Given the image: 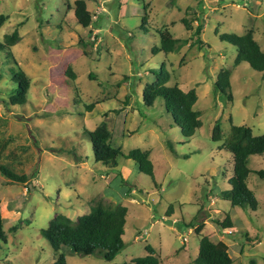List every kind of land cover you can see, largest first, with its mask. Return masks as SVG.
Here are the masks:
<instances>
[{
    "label": "rangeland",
    "instance_id": "374dc122",
    "mask_svg": "<svg viewBox=\"0 0 264 264\" xmlns=\"http://www.w3.org/2000/svg\"><path fill=\"white\" fill-rule=\"evenodd\" d=\"M74 1L0 0V14L7 16L0 41L14 28L20 36L10 59L0 51V142L4 154L16 156L2 164L28 178L9 182L0 173L6 235L0 264H53L56 251L40 230L57 214L76 220L98 199L127 207L124 246L111 262L63 246L59 251L68 264L127 263L146 255V245L162 264H194L201 235L233 240L231 264H264V179L253 172L264 169V153L248 158L253 171L246 183L258 207H232L221 194L231 187L232 155L211 140L217 119L223 138L231 123L264 133V78L246 62L234 66L235 46L218 38L251 29L264 51V0H84L91 14L86 28L74 17ZM198 20L201 46L194 42ZM162 27L192 45L152 54ZM13 60L30 78L22 105L7 103L15 89L8 71ZM161 62L170 72L168 85L195 88L201 126L188 139L162 99L151 107L142 102V89L153 79L150 70L158 71ZM68 66L74 79L65 75ZM224 67L232 69L231 100L214 89ZM87 104H93L90 111ZM102 121L110 143L124 154L152 150L153 180L124 157L118 159L120 170L95 161L83 130ZM226 215L229 229L219 224Z\"/></svg>",
    "mask_w": 264,
    "mask_h": 264
},
{
    "label": "trees",
    "instance_id": "16d2710c",
    "mask_svg": "<svg viewBox=\"0 0 264 264\" xmlns=\"http://www.w3.org/2000/svg\"><path fill=\"white\" fill-rule=\"evenodd\" d=\"M73 12L81 27L86 28L90 25L91 14L84 0L74 1ZM6 19L7 16L0 14V26ZM181 21L187 29H190L186 18H182ZM202 28L203 22L198 20L193 32L195 35L194 42L199 46L202 45V40L199 38ZM157 34L159 45L151 48L152 54L162 52L166 55L178 52L186 44L192 45L187 38H175L167 27L160 28ZM218 38L235 46L234 66L240 62H246L253 70L260 72L264 78V51L255 40L251 29L242 34L222 33L218 35ZM19 40L20 36L16 28L11 33L4 34L2 41H0V51L5 52L6 59L12 57L10 49ZM13 64L14 66L8 71L10 81L14 84L15 89L9 96L7 103L22 105L26 103L30 78L21 70L16 61L13 60ZM231 72V68L224 67L218 72L214 82V89L226 93L229 100L232 99L229 80ZM150 73L153 75V79L144 85L141 92L143 104L151 107L157 99H162L165 111L171 114L175 125L180 129L181 135L186 139L192 137L201 126L200 112L194 109L197 100L195 88L183 90L177 83L168 85L170 72L164 62H161L158 71L150 70ZM65 75L71 79L75 78L71 66L67 67ZM85 107L90 111L93 104H87ZM83 134L91 142L93 157L96 162L115 170L118 166L119 157H124L133 161L139 172L146 174L153 180V164L149 157V151L133 148L124 154L120 146H114L110 143L111 131L106 122L102 121L93 130L84 129ZM211 140L221 142V147L232 155L233 172L229 179L231 187L221 193L222 197L228 200L232 207L256 210L258 207L257 199L246 183L249 173L253 171L248 167V158L251 155L264 153V133L255 135L249 126L231 123L228 135L223 138L220 121L217 119L212 128ZM4 148V144L0 142L1 175L6 177L9 182L26 183L28 179L26 174L19 175L2 164L3 161L13 162L16 159L14 154H4ZM253 172L259 178L264 179V169ZM126 215L127 207L120 202L108 203L98 199L91 205L88 213L77 217L76 220H72L64 214H57L46 228L40 230V234L56 251L53 264H68L64 253L59 251L63 246H69L71 251L77 255L98 254L104 260L111 262L124 246L122 236L124 235ZM219 224L225 229L233 227L228 215ZM200 230V226L195 227L196 233H200ZM5 239L3 217L0 212V241L5 243ZM145 250L146 255L119 264H162L150 245H146ZM231 263L232 258L224 242H214L207 235L200 236L198 254L194 264Z\"/></svg>",
    "mask_w": 264,
    "mask_h": 264
},
{
    "label": "crops",
    "instance_id": "0c3cea01",
    "mask_svg": "<svg viewBox=\"0 0 264 264\" xmlns=\"http://www.w3.org/2000/svg\"><path fill=\"white\" fill-rule=\"evenodd\" d=\"M145 150H148L149 151V157H150V160H151V154H152V150L151 149H145ZM128 161V160H127ZM151 162H152V160H151ZM131 163H133L134 164V162H130V164ZM152 164H153V162H152ZM132 165V164H131ZM153 169H154V166H153ZM116 170H120V167H119V162H118V166L116 167ZM153 177H154V170H153ZM154 186H157V184L155 183L154 184ZM133 191H134V189H131V193L133 194ZM120 203H121V201H120ZM126 224V223H125ZM196 227V226H195ZM231 231V230H230ZM124 232H125V229H124ZM231 233V232H230ZM230 233H226L225 235H227V234H230ZM224 234V233H223ZM210 238V237H209ZM218 241H222V242H224L226 245H227V248L229 247V245H234L235 244V242L233 241V240H229V239H226L225 237H222V238H220V239H218L217 241H214V242H218Z\"/></svg>",
    "mask_w": 264,
    "mask_h": 264
},
{
    "label": "built area",
    "instance_id": "2783aa9c",
    "mask_svg": "<svg viewBox=\"0 0 264 264\" xmlns=\"http://www.w3.org/2000/svg\"><path fill=\"white\" fill-rule=\"evenodd\" d=\"M226 233H230V230H227Z\"/></svg>",
    "mask_w": 264,
    "mask_h": 264
}]
</instances>
